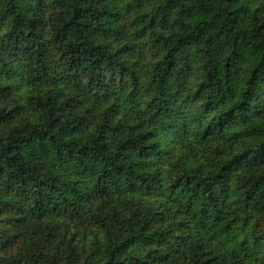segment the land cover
Instances as JSON below:
<instances>
[{"label": "trees", "instance_id": "trees-1", "mask_svg": "<svg viewBox=\"0 0 264 264\" xmlns=\"http://www.w3.org/2000/svg\"><path fill=\"white\" fill-rule=\"evenodd\" d=\"M0 264H264V0H0Z\"/></svg>", "mask_w": 264, "mask_h": 264}]
</instances>
